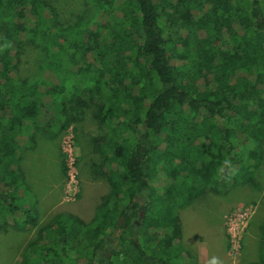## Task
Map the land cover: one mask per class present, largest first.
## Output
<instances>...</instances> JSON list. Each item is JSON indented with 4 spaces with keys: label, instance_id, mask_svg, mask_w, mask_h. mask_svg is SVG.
<instances>
[{
    "label": "trees",
    "instance_id": "1",
    "mask_svg": "<svg viewBox=\"0 0 264 264\" xmlns=\"http://www.w3.org/2000/svg\"><path fill=\"white\" fill-rule=\"evenodd\" d=\"M207 1L199 13L202 0H100L90 24L60 29L47 1L0 0L1 231L37 223L18 203L19 138L32 145L35 130L61 136L101 93L96 118L109 127V144L100 151L117 203L101 207L92 227L67 217L75 235L57 244L81 264H197L196 249H182L177 211L206 190L256 188L264 140V0L199 7ZM24 40L49 56L35 82L17 78ZM62 167L68 176L66 158ZM113 240L116 249L105 248ZM55 258L44 264L65 263Z\"/></svg>",
    "mask_w": 264,
    "mask_h": 264
},
{
    "label": "rangeland",
    "instance_id": "2",
    "mask_svg": "<svg viewBox=\"0 0 264 264\" xmlns=\"http://www.w3.org/2000/svg\"><path fill=\"white\" fill-rule=\"evenodd\" d=\"M44 1L56 10L57 26L60 29H69L90 24L98 14L97 3L100 0ZM199 4L193 7L199 13H204V10H208L212 5L211 1H207L202 8ZM114 5L118 6V1ZM238 6H236L238 10L233 15L235 19L243 15L241 4ZM199 9L201 11H198ZM244 9L248 12L249 5ZM109 12L111 10L108 9L107 13ZM17 46L20 49L17 78L22 82H35L43 78L46 74H44V65L49 57L47 49L31 40H24L17 43ZM101 101L102 94H95L76 126L68 129L59 138L44 139L39 131H34L32 145L27 142L23 144L21 140L26 139L19 138V143L22 145L18 152L23 159L25 154L31 152L40 154L38 161H31L33 188L39 194L50 189L54 178L52 171L55 173L54 164L50 167L48 158L41 157L47 155L46 148L48 151L52 148L56 152L58 149L62 160L66 158L71 166L68 176L64 175L59 199L61 205L58 208L39 210L41 214L33 227L24 229L23 224L20 223V227L17 224L16 227H6L3 231L0 230V264H27L28 257H30L28 262L31 264L48 263L55 257L63 260L65 262L63 264H70V259L75 260L74 264H81V258L77 259L76 252L63 251L57 244V240L61 238L68 245L69 240L75 235L76 229L73 223H69L68 220V223H64V221L72 216L82 221L83 225L92 227L101 207L110 208L117 203L112 196L108 182L111 166L100 151L102 147H108L109 144V127L96 118L97 108ZM218 121L222 123L221 120ZM34 145H36L35 149H33ZM39 146H41L40 151L37 152ZM260 150L262 161L254 173L256 188L248 184L236 185L225 195H216L206 190L200 197L188 202L190 207H183L177 211L182 226L181 244L184 251H195L196 247L198 249L200 246L204 252H207L208 264L213 257L217 258V264H262L264 140L260 145ZM53 198L54 194L47 196L48 201ZM14 214L19 217L18 213ZM57 218L60 219V223ZM17 219L19 221V218ZM54 219L59 225L50 229V235L40 234L41 230L50 225ZM82 228L85 229V226ZM115 242L117 241L108 242L106 245ZM44 245L51 247L52 251H43ZM41 253L45 255L42 256Z\"/></svg>",
    "mask_w": 264,
    "mask_h": 264
},
{
    "label": "crops",
    "instance_id": "3",
    "mask_svg": "<svg viewBox=\"0 0 264 264\" xmlns=\"http://www.w3.org/2000/svg\"><path fill=\"white\" fill-rule=\"evenodd\" d=\"M35 131H38V130H35ZM33 134H34V132H33ZM42 137H44V139H49V138H46L43 134H42ZM57 138H59V136ZM40 147L41 146H39V148L37 149V152L40 151ZM35 148H36V145L33 146V149H35ZM46 151H47V155L41 156V157L48 158V160L50 162L49 163L50 167L54 164L55 173L52 171V173L54 174V178L51 181L50 189L48 191H46L45 193L42 192L41 194L36 192L35 189L33 188L34 187L33 186L34 180L32 178L33 168H31V161L32 162L38 161L40 159V154L37 152H36L37 154L31 152L30 154H25V158L23 159V156L22 155L20 156L18 153V155H19V162H18V167H17L18 203L21 205V208L31 209V211L36 213L37 220L39 218V215L41 214V212H39V210H41V211L45 210V209L54 210L61 205V202L59 199L61 197L62 182L64 179V171H63V167H62L63 160H62L61 154L58 151V149L56 152L55 150H52V148H50L49 151L46 148ZM24 160H26V161L24 164H22V162ZM28 163H29V166H28ZM37 194H39V195H37ZM49 194H54V198L51 201L47 200V196ZM51 202H53V203L51 205H49ZM195 256H196L197 264H208L207 252H204L200 248V246L198 249L196 247Z\"/></svg>",
    "mask_w": 264,
    "mask_h": 264
},
{
    "label": "flooded vegetation",
    "instance_id": "4",
    "mask_svg": "<svg viewBox=\"0 0 264 264\" xmlns=\"http://www.w3.org/2000/svg\"><path fill=\"white\" fill-rule=\"evenodd\" d=\"M143 216H144L143 211H140L139 212V217L133 219V223L137 226V228H139L140 221L143 219ZM116 235L118 236V234H116ZM116 247H117V242H115L113 244L106 245L105 248L111 249V251H113L114 249H116ZM98 254L99 255L102 254L105 257L106 261H109L112 258L111 252H106L105 250L104 251H99Z\"/></svg>",
    "mask_w": 264,
    "mask_h": 264
},
{
    "label": "clouds",
    "instance_id": "5",
    "mask_svg": "<svg viewBox=\"0 0 264 264\" xmlns=\"http://www.w3.org/2000/svg\"><path fill=\"white\" fill-rule=\"evenodd\" d=\"M210 264H217V258L213 257L212 260L210 261Z\"/></svg>",
    "mask_w": 264,
    "mask_h": 264
},
{
    "label": "built area",
    "instance_id": "6",
    "mask_svg": "<svg viewBox=\"0 0 264 264\" xmlns=\"http://www.w3.org/2000/svg\"><path fill=\"white\" fill-rule=\"evenodd\" d=\"M67 157H69V155L67 154ZM69 159V158H68ZM67 162V165H68V173L70 172L69 170H70V166H71V164H69V162L68 161H66ZM71 182L69 181V184H70Z\"/></svg>",
    "mask_w": 264,
    "mask_h": 264
}]
</instances>
